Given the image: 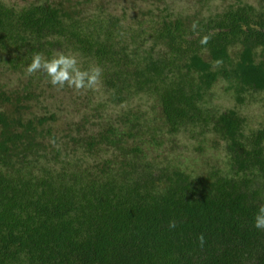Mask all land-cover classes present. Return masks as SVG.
Returning a JSON list of instances; mask_svg holds the SVG:
<instances>
[{"label":"trees","instance_id":"trees-1","mask_svg":"<svg viewBox=\"0 0 264 264\" xmlns=\"http://www.w3.org/2000/svg\"><path fill=\"white\" fill-rule=\"evenodd\" d=\"M217 1L0 0V264H264V0Z\"/></svg>","mask_w":264,"mask_h":264},{"label":"clouds","instance_id":"clouds-1","mask_svg":"<svg viewBox=\"0 0 264 264\" xmlns=\"http://www.w3.org/2000/svg\"><path fill=\"white\" fill-rule=\"evenodd\" d=\"M193 24V28H195ZM208 36L201 40V44H207ZM28 75L38 72L44 73L52 86L63 88L65 85L77 91L95 88L102 75L99 66H92L88 70H81L79 62L74 54L58 52L53 58L48 59L43 53H35L31 63L25 69ZM253 226L258 230H264V206H261L254 216ZM202 241V237L200 238Z\"/></svg>","mask_w":264,"mask_h":264},{"label":"rangeland","instance_id":"rangeland-1","mask_svg":"<svg viewBox=\"0 0 264 264\" xmlns=\"http://www.w3.org/2000/svg\"><path fill=\"white\" fill-rule=\"evenodd\" d=\"M11 2H15V3H19L18 5H20V1L21 0H7L8 3ZM232 1L235 0H219L217 1L216 4V8L220 9L222 6H227V4ZM242 1H246V2H250L253 3L254 0H242ZM192 1H181V2H176L172 9L173 12H184L186 11L187 8H192L191 6ZM221 4V5H220ZM212 7V6H211ZM205 12L207 13V10L204 9L203 14H205ZM213 91V90H212ZM215 98L212 101V104H214V106H217L219 108L222 109H226V108H230L233 106V102L231 101V99L225 95L223 93V85L222 84H218L217 87L215 88ZM256 99H258V97H256ZM240 112L242 113V115L244 116V118H246L248 120V124L250 123V128L252 129H257L258 127L263 126L264 127V103H261V101H253L250 105L244 106L242 108H240ZM64 114H60L59 116H63ZM64 119H66L64 117Z\"/></svg>","mask_w":264,"mask_h":264}]
</instances>
